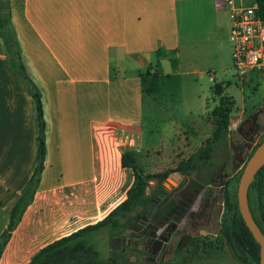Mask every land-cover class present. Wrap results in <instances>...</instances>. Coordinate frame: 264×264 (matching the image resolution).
<instances>
[{
  "label": "crops",
  "instance_id": "crops-1",
  "mask_svg": "<svg viewBox=\"0 0 264 264\" xmlns=\"http://www.w3.org/2000/svg\"><path fill=\"white\" fill-rule=\"evenodd\" d=\"M0 5L9 12L12 40L9 47L0 34V234L37 163L34 92L44 119L39 181L0 254V264H27L43 246L98 222L126 198L134 175L122 153L137 155L141 165L150 157L143 150L142 101L146 94L158 104L163 97L144 91L142 77L176 76L183 60L219 62L231 19L221 0Z\"/></svg>",
  "mask_w": 264,
  "mask_h": 264
},
{
  "label": "rangeland",
  "instance_id": "rangeland-1",
  "mask_svg": "<svg viewBox=\"0 0 264 264\" xmlns=\"http://www.w3.org/2000/svg\"><path fill=\"white\" fill-rule=\"evenodd\" d=\"M221 52L222 58L215 64L211 63L214 61L205 60H195L188 64L183 60L179 74L176 75L179 84L176 100H172V92L169 89L162 90L163 97L159 104L152 101L149 94L144 95L143 150L145 152L148 149L151 155L142 160L143 165L136 155L135 165L144 171H157L163 168L172 170L196 152L200 143L205 144L207 141L205 137L210 134V127L215 126L217 119L212 113L219 99V95L215 92L216 83L222 86L221 95L230 97L233 101L228 131L219 139L213 140L209 158L194 157L183 175L176 172L169 173L167 177L171 178V175L175 174H179L180 177L177 178L174 187L170 185L173 183L168 179L161 182L167 189L165 194L162 193V200L160 182L152 179L142 201L125 213L119 212L116 228L110 229L105 226L86 235V239L93 242L101 258L109 257L112 250L111 238L117 237L121 240L120 245L115 249L117 264H241L235 259L227 244L221 245V249H214L209 254L194 257L187 250L178 252L175 250L177 231L169 234V238L164 243L159 242V249H154L153 244L147 246L148 239L140 233L144 228L142 222L144 216L149 215V208L155 207L154 205L159 201H161L159 206L164 204L177 189L189 183L205 188L203 194L200 193L194 202L196 212L202 208V202L209 194V205L204 210L202 220L207 216L211 221L197 224L194 234L213 237L216 233L217 238H222L218 228L222 217L226 214V207L223 204V190L219 182L213 183L215 172L222 166L220 172L222 171L223 179H228V185L233 191L237 189L236 177L242 170L245 160L237 168L231 165L229 137L249 112L257 108L264 109V78L252 74L248 77L249 80L241 83L232 64L228 41L224 42ZM210 75L213 76V80L209 79ZM261 115L260 120H264V111ZM182 140L185 148L181 147ZM158 153L162 156H157ZM184 218L185 216L180 220L171 215L167 222L174 226L179 223V226H182ZM188 223L189 221L186 220L184 225L186 231ZM168 226L160 228L159 231L165 233ZM167 248L170 252H167Z\"/></svg>",
  "mask_w": 264,
  "mask_h": 264
},
{
  "label": "trees",
  "instance_id": "trees-1",
  "mask_svg": "<svg viewBox=\"0 0 264 264\" xmlns=\"http://www.w3.org/2000/svg\"><path fill=\"white\" fill-rule=\"evenodd\" d=\"M258 6L257 13L264 19V0H255ZM9 12L1 13L0 5V34L3 36L6 44L11 47V36L9 33ZM15 60L19 68L23 70L20 62L19 52L12 49ZM172 63L175 60L172 59ZM178 81L176 76L169 74L165 75H144L142 77V86L144 91L153 95L163 96V91L169 89L172 92V100H176L178 94ZM215 92L219 95L218 103L213 107L212 113L217 118L215 127L210 140L197 149L196 152L189 155L184 162L179 163L172 170H163L153 173H144L135 165V159L132 153L124 152L121 156V163L132 169L134 175V183L128 189L126 198L114 209H112L103 219L94 224L84 226L69 235L60 237L53 242L43 246L27 264H117L115 249L111 250L108 258H101L98 250L95 248L92 241L86 239V235L92 234L102 227L114 229L118 226L119 212H127L132 206L142 201L145 196V189L152 179L157 180L160 189H163L162 181L169 175L170 172H176L183 175L187 167L191 164L194 157L207 159L212 151L213 140L219 139L228 131L229 117L232 109L233 101L230 97L221 95L222 86L215 84ZM36 102L37 118H38V147H37V163L33 174L30 178L28 189L18 198L12 206L9 213L7 227L0 234V254L6 243L10 232L20 219V216L32 197V193L39 181V175L43 166L44 157V119L41 107L40 96L37 92L33 93ZM243 168V167H242ZM242 171V170H241ZM240 171V173H241ZM239 173V175H240ZM239 175L236 177L237 182ZM160 193H164L163 190ZM223 204L226 207V214L222 217L219 233L223 239L230 245L242 262L254 264L259 262V245L253 238L251 232L246 227L241 214L238 210L236 189L233 191L230 185L226 184L223 188ZM248 206L249 209L255 208L258 210L264 225V165L259 168L249 184L248 191ZM264 227V226H263Z\"/></svg>",
  "mask_w": 264,
  "mask_h": 264
},
{
  "label": "flooded vegetation",
  "instance_id": "flooded-vegetation-1",
  "mask_svg": "<svg viewBox=\"0 0 264 264\" xmlns=\"http://www.w3.org/2000/svg\"><path fill=\"white\" fill-rule=\"evenodd\" d=\"M263 111V108H257L255 111L249 112L239 123L237 130L229 137L230 159L232 166H236L237 168L244 160L246 162L255 147L264 138V120H260V116H262L261 114ZM221 169L222 166L215 172L213 183L218 184L219 182L222 189L229 181L226 178L223 179L222 171L220 172ZM162 190L165 194L167 189L163 187ZM204 190L205 188L196 184L185 183L177 189L164 204L159 206L161 202L159 201L154 205L155 207L149 208V215L144 216L142 221L144 223V228L140 230V233L148 239L147 246L149 244H153L152 246L154 249H159V242L164 243L169 238V234L173 233V231H177L178 235L176 237L175 244V250L177 252L187 250L192 256L197 257L201 254H209L214 249H221V245L227 244L235 259L241 264H254V261L250 263L245 261L242 262L238 257H236L230 245L222 239L223 237L217 238L216 233L213 237H209L206 234L203 236H197L194 234L197 224L201 222H204L205 224L211 221L207 216L202 220V216L205 214L204 210L209 205V194L204 198L202 208H200L197 212L194 210V202L200 193L203 194ZM162 199L163 194L161 200ZM213 206H215L214 203ZM250 213L257 227L264 235V225L258 210L252 208ZM171 215L179 218L180 220H182L183 216H185L184 224L182 226H179V223H177L176 226L172 223L168 224L167 221ZM186 220L189 221L187 231L184 229ZM166 225H169L168 229L165 233H161L159 229L165 228ZM219 229L220 226L218 228V232ZM157 236H159V238ZM119 242L121 243V240H119ZM167 252H170L169 248H167Z\"/></svg>",
  "mask_w": 264,
  "mask_h": 264
},
{
  "label": "built area",
  "instance_id": "built-area-1",
  "mask_svg": "<svg viewBox=\"0 0 264 264\" xmlns=\"http://www.w3.org/2000/svg\"><path fill=\"white\" fill-rule=\"evenodd\" d=\"M228 10L231 26L228 42L238 80L243 83L252 74L264 78V19L257 13V3L221 0Z\"/></svg>",
  "mask_w": 264,
  "mask_h": 264
},
{
  "label": "water",
  "instance_id": "water-1",
  "mask_svg": "<svg viewBox=\"0 0 264 264\" xmlns=\"http://www.w3.org/2000/svg\"><path fill=\"white\" fill-rule=\"evenodd\" d=\"M264 165V138L262 141L255 147L252 154L249 156L245 162L242 171L239 175L236 189V199L238 210L241 214V217L246 225V227L251 232L253 238L259 245V264H264V235L257 227L254 222L249 207L247 199V191L249 184L253 180L254 175L259 170L260 167ZM180 177L179 174L171 175L165 179L177 180ZM174 180H173V179ZM120 245L119 239L117 237L111 238V248L116 249Z\"/></svg>",
  "mask_w": 264,
  "mask_h": 264
}]
</instances>
